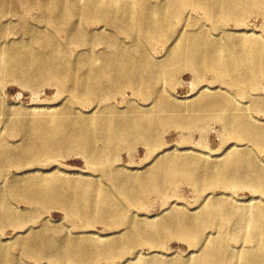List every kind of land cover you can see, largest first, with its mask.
I'll use <instances>...</instances> for the list:
<instances>
[{"label":"rangeland","instance_id":"rangeland-1","mask_svg":"<svg viewBox=\"0 0 264 264\" xmlns=\"http://www.w3.org/2000/svg\"><path fill=\"white\" fill-rule=\"evenodd\" d=\"M69 1L0 0V26H2L0 27V49L9 50L10 48L9 51L14 55L13 59H15L12 62V67L16 71L12 76L8 75L5 77L4 75L0 77V108L2 109V111L0 109V264L4 260H6V263L3 262L2 264H159L160 262V264H191L205 257L210 240L220 239L224 234L229 238L231 249L238 251V249L252 248L254 245L250 242H245L246 239H244L249 237L250 234H243V231H241V233L243 232L241 234L237 221H232L228 224L218 223V226L214 227L211 225V228L205 229V237L200 245H192L188 240L177 236L164 238V235L160 238L159 244L158 242L146 243L142 238L143 236L138 237V233H134L137 225L155 222V224L167 223L172 218V215L180 214L198 219L208 212L212 202H221L224 205L229 203L228 205L235 207L248 205L264 207V195L256 191L253 184L248 181H244L238 187L231 189L223 186L212 187L214 189L217 187L216 190L204 182L194 184L187 180L182 182L178 180L171 185L160 184L159 188L162 189L160 193L150 192L143 197L144 200L131 204L129 208L127 207L131 213H128L130 226L128 223L126 226L123 224L114 225L107 214L99 213V211L92 212L90 218H88L87 212L84 211L85 204L82 203L81 206L82 210H84L76 213L74 210H70L72 206H75L74 202V204L69 202V204L65 205L63 202L55 201L54 196L51 195V188L45 192L35 188L39 180L51 179L54 176L64 180L82 181L88 184L100 183L106 190L117 192L114 199L116 202L118 201L117 203L122 204V200H125V193L122 187L127 185L126 183L131 179L146 177L150 171L160 166L159 163L171 162L179 164L193 159L191 161H197L199 164L196 165L197 170L199 168V170H203L208 165H222L233 154L244 153L247 149L246 152L252 153L257 158V163L264 169V150L254 149L249 144L250 142L246 140H243L244 142H238L236 139L232 141L233 139L231 138H229L231 141L228 140L226 121L214 117L204 119L195 128L178 126L174 122H160L157 124V131L153 135L152 143H148V145L147 140L139 136L138 127L131 125L128 135L113 143L106 140L102 135H98L88 149L70 147V144H68L70 140L68 141V139L64 140L65 146L60 151L52 152L51 148H45L38 137L37 125H40L52 113H71L72 120L98 118L107 115L109 116L108 118H116L115 122L124 127L127 119L139 120L141 114L156 110L161 102V100L157 99L159 96L146 95L144 96L145 98L140 97L139 93L131 86L117 82V78L115 79L114 77L102 79L98 82L99 91L104 94H108L109 87L116 88L115 91L109 93L108 100L101 101L89 98L88 93L94 86L92 79L98 69H93L89 75L87 74L89 68L80 66L78 64L79 60L90 56L94 52L101 57H114L123 49H130L132 54L136 55L139 52L138 49L144 45L139 43L135 36L133 38L132 34L127 35L126 33L125 36V32L118 28L116 24L110 22L103 14L97 15L99 21L90 22L89 18L80 12L74 14L72 19L67 14ZM119 1L122 4H133L139 0H129L131 2L128 0ZM148 2H150V6L146 8V20L149 24L153 23V15L152 13L150 14L153 8L167 7L168 5L171 7V0H149ZM55 3H58V5H56L54 12H51V7L53 8ZM63 10L66 11L63 12ZM183 11H185L184 17L171 24L169 35L150 48V53L155 60L164 62L169 56V50L172 47L175 48V42L179 36L182 37L190 31V33L198 32L200 27L209 31L216 38L235 39L237 37L253 36L252 34L264 38V15L262 13L261 15L258 13L249 15L245 18L247 20L241 25L234 22L226 24L219 22L214 29V24L204 18L205 15L202 10L188 7ZM121 18L123 19V16ZM3 28L7 33L4 32ZM31 56L38 61V67L42 68L43 65L51 62L60 65H68L69 63L72 66L71 71L69 74L62 72L55 76L35 71L36 73L33 76H25L26 69L24 65L29 62ZM168 77L165 75L163 81L155 84L154 88L161 94L166 92L167 100L172 106L180 107L179 112L169 117L170 120H174L177 117L183 119L191 118L193 114L191 108L206 97L224 98L229 95L212 73H206L201 78L196 70L181 67L174 74L172 84L168 81ZM263 81L264 78L261 79L256 89H250L244 97H239L240 99H238L237 96L236 101L238 108L242 105L241 110L252 111L253 118L258 120L262 127L264 126V122H262L264 121ZM262 82L263 84H261ZM90 85L91 88L88 89ZM78 94L79 100L76 99ZM258 102L262 104L261 109L254 112L252 107ZM15 124H18L16 125L17 128ZM145 124L148 127L149 121L146 120ZM74 134L75 131L64 133L62 137L66 138L68 135L73 136ZM224 136H226V139ZM224 139L226 142L228 140V142L226 143ZM156 148L157 150H155ZM153 150L156 152H153ZM237 150L238 152H236ZM102 152L103 155H101ZM224 154L226 155L224 156ZM94 158H98V160L95 161ZM10 161L14 164H10ZM46 161L49 162L47 163ZM37 162L39 163L37 164ZM40 163L43 164L41 165ZM107 164L108 167L105 166ZM96 168L99 169L97 170ZM21 186L22 188L20 189ZM129 191L130 195L133 196L134 190L129 189ZM156 193L160 196H157ZM135 196H138V193ZM69 198H72V196ZM73 199L75 200V196ZM146 200L147 202L145 203ZM72 215L74 216L72 217ZM20 221L22 224H20ZM12 223L16 224L14 225L15 227ZM130 235L133 237H130ZM236 235H239V237L235 238ZM47 239L50 241H46ZM127 239L133 245L131 242L127 245L124 244ZM64 240L84 242L81 249L84 252L88 251V253L95 249L96 246L107 248L113 242H117L123 248L127 246L128 249L122 255L123 257H114L111 261L92 257L91 254L88 256L79 254L77 256L79 259L70 261L62 257H54L57 253L55 249L57 247L62 248ZM51 241L56 243V247L51 246ZM46 247L48 252L44 253ZM29 250L33 253H31L32 255H30ZM92 261L93 263H91Z\"/></svg>","mask_w":264,"mask_h":264},{"label":"bare ground","instance_id":"bare-ground-1","mask_svg":"<svg viewBox=\"0 0 264 264\" xmlns=\"http://www.w3.org/2000/svg\"><path fill=\"white\" fill-rule=\"evenodd\" d=\"M148 1L149 0H139L133 4L132 3L122 4V2H120L119 0H70L68 2V10H67L68 13L67 14L70 17H72L76 13H79V12L84 13L85 16L89 18L90 22L98 20L97 15L103 14L110 22H113L114 24L118 26V28H121L125 32L124 34L125 36H126V33L127 35L132 34L133 38L135 36L136 40L139 41V43L144 45L142 48L138 49L139 52L136 55L132 54L130 49H123V50H120L118 54L114 57H110V56L101 57L99 56V54H96L94 52L90 56L82 60H79L78 64L80 66L89 68V72H87V74L89 75H90V72L93 71V69H98L96 71L97 72L96 75L92 79V82H93L92 84L94 85L93 88H91V85L88 88V89L91 88L90 92L88 93L89 98L95 99V100H101V101L108 100L109 93L115 91L116 88L113 89V87L111 88L109 87L108 88L109 91H107L108 94H104L102 91H99L100 88L98 87L99 86L98 82L102 79H107V78L111 79L114 77L115 79L117 78V82L126 83L129 86H131L135 91L139 93L140 97L145 98L144 96L146 95L157 96V97L159 96L157 98L158 100H161V102L158 105L159 108H157L154 111H149V112H145L141 114L140 119H139L140 121L136 119H135L136 121L135 120L133 121V119H127L126 125H124V127L119 125V123L115 122L116 118L114 119L108 118L109 116L107 115L106 116L99 115L100 117L98 118H88V119L78 118V119L72 120V116L70 115L71 113L70 114L52 113L46 119H44V121L40 125H37V131L39 132L38 137L41 139V142H43V145L45 146V148L46 147L47 149L51 148L52 152L60 151L65 146L64 140L68 139V141L70 140L68 143L70 144V147H78V148L80 147V148L88 149L90 148V146H92L93 142L95 141L98 135H102L106 140H109L111 143H113L115 141H118L120 138L127 136L131 125L138 127V132L140 134L139 136H141L143 139H146L147 145H148V143L149 144L152 143L153 135L157 131V124L160 122H164V121L174 122L178 126L181 125V126H185L188 128H195L201 122H203L204 119L214 117L216 119L220 118L226 121V124H227L226 130L229 136L227 138L228 140H230L229 138L233 139L232 141L236 139L238 142L239 141L244 142L246 140L250 142L249 144L252 147H254V149L258 148L259 150L260 149L264 150V126L262 127L260 122H258V120L253 118L252 111L251 112L243 111L240 109L242 105L241 106L239 105L240 108H238L236 104L237 96H238V99H240L239 97H244L248 93V91H250V89H256L257 86H259L261 79L264 78V38H261L258 35L254 36V34H252L253 36H245L242 38L237 37L235 39H232V38L224 39L223 37L216 38L215 36L211 35L209 31L205 30L203 27H200L198 32L190 33L191 31L190 32L187 31L188 32L187 34L183 35L182 37L179 36L177 41L176 42L174 41L176 43L175 48L172 47L169 50L170 51L169 56L166 58L164 62L155 60L150 53V50H151L150 48H152L157 42L162 41L165 36L169 35L171 24L174 23L175 21H179L180 19L184 17L185 11L183 10L187 9L188 7L191 9L202 10L205 15L204 18L207 19L208 21L210 20L212 24H214L213 28L215 29V27L217 26L216 24L219 22H221V24L234 22V23H237L238 25H241L244 23V21L247 20V19L245 20V18H247L251 14L258 13L261 15L262 13L264 15V0H171L170 5L171 7H175V8H171L167 4L168 5L167 7H164V6H162L161 8L157 7V8H153L150 11V14L152 13L153 15V23H150V24L146 20L147 19L146 8L150 6L149 4L150 2ZM56 5H58V3L57 4L55 3L53 5L54 6L53 8L51 7V12H54ZM65 11L66 10H63V12ZM121 16H123V19L121 18ZM178 24L180 23L178 22ZM5 29H4V32L7 33ZM9 50L0 49V77L4 75L5 77L8 75L12 76V74L16 73L15 68L12 67V64H13L12 62L13 60H15L13 59L14 55H12ZM64 51L66 52V50ZM37 62L38 61L34 60L32 56L30 57L29 62L28 63L26 62V64L24 65V68L26 69L25 76L31 77L36 72L41 73V74H46V75L51 74L53 76L58 75L59 73H62V72L69 74L71 71V67H72L71 64L69 63L68 65H60L58 63L51 62V63L43 65L41 68L40 66L38 67ZM181 67H184V68L186 67L192 70H196L199 73V77L201 78L206 73L214 74L216 76L215 79H217L219 83H221L222 86L225 88L224 91L227 92V94L229 93L228 97H224V98L206 97L200 103H198L197 105L193 106V108H191L193 112L191 118L183 119V118L177 117L174 120H170L169 117L173 115L174 113L179 112L180 107L178 108L176 106H172L167 100L168 97L165 94L166 92L161 94L160 92L155 90L154 85L162 82L165 75L169 76L168 81L170 82V84H172L174 81V74ZM263 82L261 84H263ZM212 84L214 85V83ZM76 99L79 100V94L76 95ZM146 102H147V99H146ZM261 106L262 104L258 102L254 104V107H252V109L254 110V112H256L257 110L261 109L260 108ZM146 120L149 121L148 127H146V124H145ZM16 125L18 124H15V126ZM28 130L30 131V129ZM74 131H75V134L73 136L68 135L66 138H64V136L62 137L64 133H72ZM224 137L226 139V136ZM155 150H157V148ZM155 150H153V152ZM246 151L244 153L233 154L222 165H208L203 170H199L200 168L197 170L196 165H199V164L197 161H191L193 159H191L190 161L179 163V164L171 163V162L162 163V164L159 163L160 166H158L157 168L155 166L156 169L150 171L146 175V177H140L139 179L137 177V178L131 179L128 181V183H126L127 185L122 187V190H124V193H125L124 194L125 200L124 199L122 200L124 204L117 203L118 201L117 202L115 201L114 197H115V193L117 192L106 190L100 185V183H97V184L89 183L88 184L82 181H73V180H66V179L64 180L60 177L54 176V177H51V179L45 178V179L39 180V183L35 185V188H38L39 190H42L44 192L51 188V195L54 196L55 201L63 202L65 205L69 204V202H72V203L74 202L75 206H72L70 210H74L76 213H80L81 211L85 209L84 211L87 212L88 218H90V215L92 212L99 211V213L102 212L104 214H107V216L110 217L111 223L114 225L123 224L124 226H126L129 224L130 226V221L128 220V213H130L128 208L130 207V205L136 204L137 202L144 200L143 197H145L150 192L160 193L162 189L159 188V186L160 184H163V183L167 185L168 184L171 185L172 183L178 180H181V182L183 180L185 181L187 180V181H191V183H194V184H199V183L204 182L211 188L214 186H221V187L223 186V187H227L231 189L236 186L238 187V185H240L244 181H248L249 183L253 184V187L255 188L256 191L261 192L264 195V169L261 168L260 165L257 163L256 161L257 158H255L252 153L250 152L247 153ZM236 152H238V150ZM101 155H103V152L101 153ZM225 155L226 154H224V156ZM94 160L96 161L98 160V158H94ZM105 161L108 162L107 160ZM11 162L12 161H10L9 163L14 164ZM46 162L48 163L49 161H46ZM38 163L39 162H37V164ZM40 164L42 165L43 163H40ZM105 166L108 167V164ZM91 167L93 166L91 165ZM100 168L102 167L100 166ZM192 186L194 187V185ZM21 188L22 186L20 187V189ZM129 189L132 191L134 190L133 191L134 193L132 192L134 194L133 196L130 195ZM206 191H207V187H206ZM136 193H138V196H135ZM71 196L72 198H69ZM74 196H75V200L73 199ZM157 196H160V195L158 194ZM162 197L164 198V196ZM146 202L147 200L145 201V203ZM82 203L85 204V207L83 210L81 208ZM228 204L224 205V203H221V202H212L210 204V208L208 212L204 213L198 219H193L186 215L177 214L175 216L172 215V218L167 223L162 222L161 224H155L156 223L155 222L151 224L147 223L148 225L145 223V224L137 225L135 227V230L134 228L132 229L134 230V233H138V237L143 236L142 238L146 243L158 242L159 244L160 238H162L164 235L165 236L164 238H169L171 236H177V237H181V238L188 240L189 243L192 245H198V244L200 245L202 239L205 237V232H204L205 229H207L208 227L211 228V225L214 227L218 223L228 224V223H231L232 221H237L239 225L238 228H240V233L241 231H243L244 232V233L242 232L243 234H250L249 237H246L244 239H246L245 242H250L252 243V245H254L252 248H249V249L243 248L241 250L238 249V251L233 250L231 249V246L229 244L230 243L229 238L227 237L226 234H224L221 236L220 239H216V240L212 239L210 241L208 240L209 248L205 254V257L202 259L196 260L195 262L191 264H264V207L251 206L248 204H247L248 206H245V207H240V206L235 207V206L228 205ZM73 216L74 215H72V217ZM10 220H12V218H10ZM20 224H22L21 221H20ZM14 225L16 224H13V226ZM17 228H19V226H17ZM130 237H133V236L130 235ZM238 237L239 235L235 236V238H238ZM173 238H176V237H173ZM46 241H50V240L47 239ZM54 241H51V246L53 245L56 247V243ZM63 242H64L63 243L64 245L62 244V248L60 247H57V249L53 248L57 252L54 257H62L70 261L79 259V257H77L79 254H82L85 256H88L89 254H91L92 257H95L98 259H109V261H111V259L114 257H119V256L123 257L122 255H124L128 249L127 246L123 248L117 242H113L107 248L96 246L95 249H93L90 253H88V251L84 252L83 249H81L82 244L84 243L82 241L64 240ZM130 242L131 241L127 239V241H125L124 244L127 245ZM44 250H45L44 253L48 252L47 247ZM29 251H30V255H32L33 253L31 252V250ZM5 261L6 260H4L3 262ZM91 263H93V261Z\"/></svg>","mask_w":264,"mask_h":264}]
</instances>
